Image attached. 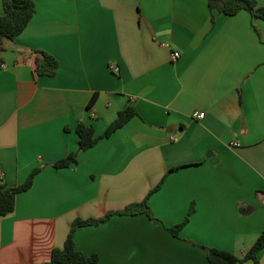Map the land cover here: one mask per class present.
<instances>
[{
    "label": "crops",
    "instance_id": "crops-1",
    "mask_svg": "<svg viewBox=\"0 0 264 264\" xmlns=\"http://www.w3.org/2000/svg\"><path fill=\"white\" fill-rule=\"evenodd\" d=\"M32 1L0 51V186L40 172L0 217V264L48 263L74 221L141 203L161 181L155 220L80 228L77 249L99 264H210L203 247L245 256L264 233V20L213 22L208 0ZM37 51L59 61L55 77L34 73ZM129 107L137 115L103 138ZM80 123L100 141L54 168L78 152ZM191 210L178 239L168 228Z\"/></svg>",
    "mask_w": 264,
    "mask_h": 264
},
{
    "label": "trees",
    "instance_id": "trees-1",
    "mask_svg": "<svg viewBox=\"0 0 264 264\" xmlns=\"http://www.w3.org/2000/svg\"><path fill=\"white\" fill-rule=\"evenodd\" d=\"M209 9L212 14V21H215L216 15L236 16L242 11L250 13L253 19L264 20V7L255 0H208ZM36 13V6L32 0H3V14L0 15V51L4 40L15 41L26 30ZM41 59H37L34 73L38 77H55L59 70V61L51 54L45 51H37ZM1 62V61H0ZM97 96H94L89 108L96 102ZM137 115V111L129 107L119 113L118 118L110 124L103 138H109L118 130L123 128L132 118ZM79 136L78 152L70 154L67 158L54 164V168L63 169L78 162V154L87 151L97 145L101 138L95 136L93 127L80 123L77 127ZM40 169L34 170L29 178L21 185L16 187L0 186V217L8 216L16 208L17 196L30 190L35 181L36 175ZM163 181L153 189L147 198L141 202L127 206L123 211L111 212L100 219H77L71 226L70 233L62 248H56L52 252L51 260L45 264H99L96 255H86L79 251L75 243V233L78 229L88 226H99L108 222L113 216H136L146 215L151 220H155L154 215L148 204L150 196L160 190ZM193 210L189 213L182 224L173 228H168L176 238L180 239V232L189 223ZM208 254L210 264H243L252 260L255 264H260L258 255L264 249V233L258 238L254 246L245 256H236L232 253L217 249H208L203 247Z\"/></svg>",
    "mask_w": 264,
    "mask_h": 264
},
{
    "label": "built area",
    "instance_id": "built-area-1",
    "mask_svg": "<svg viewBox=\"0 0 264 264\" xmlns=\"http://www.w3.org/2000/svg\"><path fill=\"white\" fill-rule=\"evenodd\" d=\"M180 57H181V54L180 53H173V55H172V59L174 61L180 59ZM113 72L118 73L119 72V69L118 68H113ZM194 117L197 118V119L202 120V119L205 118V113H196L194 115Z\"/></svg>",
    "mask_w": 264,
    "mask_h": 264
}]
</instances>
